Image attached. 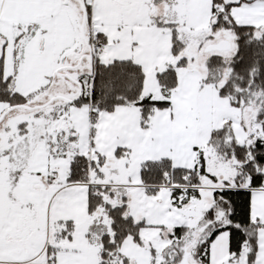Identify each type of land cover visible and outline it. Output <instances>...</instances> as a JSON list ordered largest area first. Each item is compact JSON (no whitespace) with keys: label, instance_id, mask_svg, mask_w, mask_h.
<instances>
[{"label":"snow or ice","instance_id":"1","mask_svg":"<svg viewBox=\"0 0 264 264\" xmlns=\"http://www.w3.org/2000/svg\"><path fill=\"white\" fill-rule=\"evenodd\" d=\"M0 264H264V0H0Z\"/></svg>","mask_w":264,"mask_h":264}]
</instances>
